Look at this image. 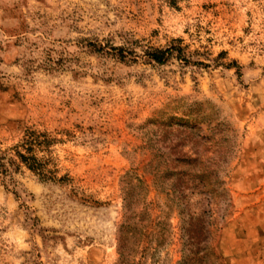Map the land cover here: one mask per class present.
<instances>
[{
  "label": "rangeland",
  "instance_id": "374dc122",
  "mask_svg": "<svg viewBox=\"0 0 264 264\" xmlns=\"http://www.w3.org/2000/svg\"><path fill=\"white\" fill-rule=\"evenodd\" d=\"M194 103L230 135L213 264H264V0H0V150L44 132L71 178L0 174V264H114L124 202L166 229L134 261L174 264L179 200L151 165Z\"/></svg>",
  "mask_w": 264,
  "mask_h": 264
},
{
  "label": "trees",
  "instance_id": "16d2710c",
  "mask_svg": "<svg viewBox=\"0 0 264 264\" xmlns=\"http://www.w3.org/2000/svg\"><path fill=\"white\" fill-rule=\"evenodd\" d=\"M109 48L118 59L126 58L122 47ZM172 49L152 48L145 54L149 60L163 63ZM177 50L176 56L185 60L179 47ZM231 64L238 67L235 62ZM166 125L168 129L157 141L151 170L155 178H170L167 188L179 200L180 258L174 264H213V258H221L213 254L211 242L226 209L227 189L220 172L228 159V129L222 127L225 123L218 120L214 108L204 110L200 103L190 104L180 117H168ZM56 141L44 132L25 128L8 155L0 150V174H5L9 165L16 169L23 166L41 180L68 182L69 175H58L51 157L50 146ZM165 230L161 221L148 219L144 209L134 211L124 202L116 230L114 264H140L139 258L134 261V255L140 257L147 248L154 249L165 237Z\"/></svg>",
  "mask_w": 264,
  "mask_h": 264
}]
</instances>
